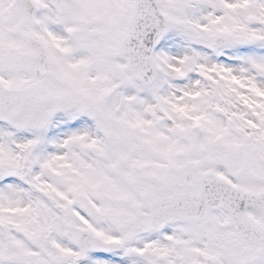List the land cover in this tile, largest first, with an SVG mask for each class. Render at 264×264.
<instances>
[{"label":"snow or ice","instance_id":"1","mask_svg":"<svg viewBox=\"0 0 264 264\" xmlns=\"http://www.w3.org/2000/svg\"><path fill=\"white\" fill-rule=\"evenodd\" d=\"M0 264H264V0H0Z\"/></svg>","mask_w":264,"mask_h":264}]
</instances>
